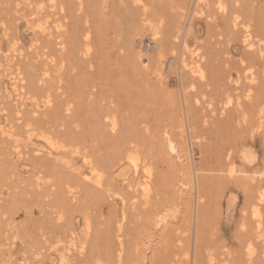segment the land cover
<instances>
[{
	"label": "bare ground",
	"instance_id": "bare-ground-1",
	"mask_svg": "<svg viewBox=\"0 0 264 264\" xmlns=\"http://www.w3.org/2000/svg\"><path fill=\"white\" fill-rule=\"evenodd\" d=\"M16 249L264 264V0H0V262Z\"/></svg>",
	"mask_w": 264,
	"mask_h": 264
},
{
	"label": "rangeland",
	"instance_id": "rangeland-1",
	"mask_svg": "<svg viewBox=\"0 0 264 264\" xmlns=\"http://www.w3.org/2000/svg\"><path fill=\"white\" fill-rule=\"evenodd\" d=\"M195 20L197 21V19H195ZM20 29H21V32H23L22 34L25 35L24 34L25 32L23 31L24 28L21 26ZM22 37H26V36H22ZM1 46H2V48H5L4 44H1ZM229 46L231 47V48L229 47V51L231 52V54L233 53V55H237V53L240 52V50H241V47H240L241 43L238 42L237 40H234V42H231V44ZM232 48H234L233 51H235V52H232ZM255 154L257 156L261 155L260 148H259L257 143L255 145H252V146H247V145L244 146L241 150H239V152L236 155V157L239 156L238 157L239 160H241L242 157L245 158L246 160H250V159H252V157ZM2 162H3V160H2ZM27 163L28 162L20 161V163H17L15 165L18 169L19 168H20V170L22 169L21 171L20 170L18 171V169H16L17 172H20L19 175L22 174L21 172H23V170L26 168L25 164H27ZM2 165L4 166L5 164L3 163ZM24 175L25 174H22V176H24ZM229 186L231 188L230 189L225 188V190L223 191V194L220 196V198H221L220 199L221 212H220V214L217 213L218 214L217 215L218 218L216 217V220H218L217 224L220 227V228L218 227L219 237H221V238L225 237L224 239H226L227 241H230V239H232L230 236L232 235L233 223H234V221H235V219H236V217L238 215L239 206L241 205L242 199H243L241 193L238 190L234 189V187L232 185H230V184H229ZM206 191H208V196H209V193L210 194L216 193L215 192L216 191V187L208 186V187H206ZM220 235H222V236H220ZM19 241H20V238H17V240H16L17 246H18ZM16 252H17V249H16ZM21 254H22V250L21 249H19L17 253L13 254L14 258H18L19 259L18 260L19 261L18 264L20 263ZM2 262L3 261H1L0 264H2ZM16 264H17V261H16Z\"/></svg>",
	"mask_w": 264,
	"mask_h": 264
}]
</instances>
